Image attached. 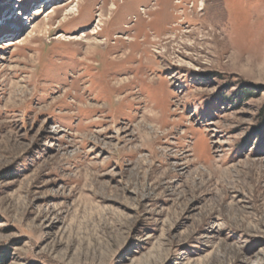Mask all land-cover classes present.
I'll use <instances>...</instances> for the list:
<instances>
[{"label":"rangeland","instance_id":"1","mask_svg":"<svg viewBox=\"0 0 264 264\" xmlns=\"http://www.w3.org/2000/svg\"><path fill=\"white\" fill-rule=\"evenodd\" d=\"M0 264H264V0H0Z\"/></svg>","mask_w":264,"mask_h":264},{"label":"bare ground","instance_id":"2","mask_svg":"<svg viewBox=\"0 0 264 264\" xmlns=\"http://www.w3.org/2000/svg\"><path fill=\"white\" fill-rule=\"evenodd\" d=\"M158 1H160V0H158ZM107 3V2H106ZM156 5L157 4H159V2H157V3H155ZM81 5L82 4H80L79 5V7H81ZM78 7V12H80V8ZM107 7H106V5H105V3H103L101 6H100V10H101V13H100V16L104 19V16L106 15V9ZM115 9L117 10L118 9V7H115ZM158 9L159 8H155V11H158ZM114 10V9H113ZM154 9H152L151 8V10L149 11L150 13L153 11ZM160 10V9H159ZM119 12V11H118ZM118 12H116V13H114L113 12V14L111 15V17H110V20H113V19H115V17H116V14L118 13ZM147 13V12H146ZM148 14V13H147ZM77 15H79V14H77ZM166 15V14H165ZM103 19H100V21H103ZM138 20H140L139 18H138ZM155 20V19H154ZM169 20V19H168ZM109 21V20H108ZM169 22V21H168ZM125 27V26H124ZM131 29H133V28H131ZM103 31V29H101V32ZM101 32H98V34L100 33L101 34ZM140 33V32H139ZM140 35V34H139ZM119 37V36H118ZM75 39H76V37H75ZM125 39H127V38H125ZM129 39V38H128ZM137 42V40H131L129 43L130 44H134V43H136ZM135 46V45H134ZM146 49V48H145ZM142 50H144V49H142ZM138 52V51H137ZM144 55V54H143ZM145 55H147V54H145ZM151 57V56H150Z\"/></svg>","mask_w":264,"mask_h":264}]
</instances>
